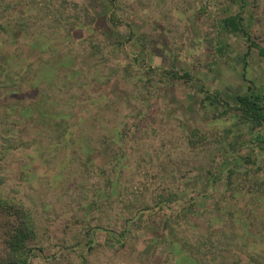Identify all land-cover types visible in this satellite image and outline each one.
Here are the masks:
<instances>
[{
	"label": "rangeland",
	"instance_id": "1",
	"mask_svg": "<svg viewBox=\"0 0 264 264\" xmlns=\"http://www.w3.org/2000/svg\"><path fill=\"white\" fill-rule=\"evenodd\" d=\"M0 86V189L34 213L35 264H264V143L226 103H264V0H0ZM45 95L69 136L3 114Z\"/></svg>",
	"mask_w": 264,
	"mask_h": 264
},
{
	"label": "trees",
	"instance_id": "2",
	"mask_svg": "<svg viewBox=\"0 0 264 264\" xmlns=\"http://www.w3.org/2000/svg\"><path fill=\"white\" fill-rule=\"evenodd\" d=\"M240 14L235 13L223 18L222 28L225 31L230 33H246L245 25L241 21ZM5 61L2 62V64ZM56 64H61V62H55L52 65H49L48 72L45 73V78L43 81L54 84L55 79L57 78V66ZM63 65H67V63H63ZM23 68V67H22ZM4 69V68H3ZM48 73L51 75L48 76ZM6 76V75H5ZM19 76V75H15ZM176 78H189V74L185 73L184 75H179L175 73ZM9 79L10 76L2 78L4 81ZM2 82V81H1ZM3 83V82H2ZM33 84H36L33 82ZM1 90V86H0ZM20 90H23L21 85H17L15 87L8 86L6 89L7 94H13ZM44 101L39 100L42 103L40 107H38V103H32L30 105H18V104H4L3 114L5 116H18V118H32L35 114L37 119L40 122H46L49 125L48 130L50 132L57 133L59 132V137L69 136L70 130L69 128L59 129L65 124L64 119L68 117V113L65 111H57L51 106V101L47 95L43 98ZM209 101L211 105H218L224 103L220 98L219 94H206V97L203 98V101ZM235 100L237 102V106L230 107L229 103H227L228 108L227 112L230 109H234L237 111L236 118L237 121L240 122V125H248L251 127V132L254 134L253 137L256 139V142L264 143V135L263 131H255L256 128L264 127V103H263V95L261 93L256 92L254 87L248 88L247 92L242 96H235ZM60 118L61 120H59ZM59 120V121H58ZM257 130V129H256ZM243 159V156H240ZM247 162L254 163L250 156L247 157ZM236 160L232 159L229 163L227 161V169L223 170L226 172V180L227 184H231L234 180L236 172H240L236 169L235 166ZM111 190L106 192L102 189H97V193L95 195L96 200L98 198H102L105 196L110 199L115 192L114 187H110ZM6 192L3 189H0V212L4 214V219L6 223L9 225L6 237V256L2 258L0 264H35L32 261V253L31 247H29L28 243L32 240L37 233V222L32 212L31 208L28 206V203L22 197L16 196H7ZM112 194V195H111ZM115 194V193H114ZM95 200V201H96ZM101 201V199H98ZM226 264V263H223ZM229 264H240V263H229ZM247 264H251L250 262Z\"/></svg>",
	"mask_w": 264,
	"mask_h": 264
}]
</instances>
